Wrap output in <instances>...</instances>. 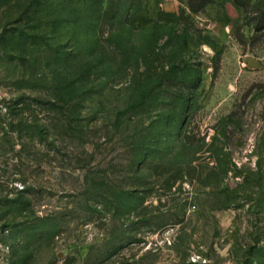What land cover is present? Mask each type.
I'll use <instances>...</instances> for the list:
<instances>
[{
    "label": "rangeland",
    "instance_id": "obj_1",
    "mask_svg": "<svg viewBox=\"0 0 264 264\" xmlns=\"http://www.w3.org/2000/svg\"><path fill=\"white\" fill-rule=\"evenodd\" d=\"M0 264H264V31L0 0Z\"/></svg>",
    "mask_w": 264,
    "mask_h": 264
},
{
    "label": "trees",
    "instance_id": "obj_2",
    "mask_svg": "<svg viewBox=\"0 0 264 264\" xmlns=\"http://www.w3.org/2000/svg\"><path fill=\"white\" fill-rule=\"evenodd\" d=\"M216 0H190V8L194 13L202 12L206 7ZM239 8L243 10L244 21L252 24L256 31H264V0H232ZM173 76L175 79L177 76ZM170 77L166 80L172 79ZM181 81H183L181 79Z\"/></svg>",
    "mask_w": 264,
    "mask_h": 264
}]
</instances>
